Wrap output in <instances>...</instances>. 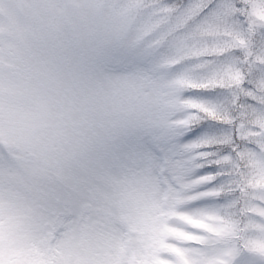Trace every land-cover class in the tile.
<instances>
[{"label": "rangeland", "instance_id": "rangeland-1", "mask_svg": "<svg viewBox=\"0 0 264 264\" xmlns=\"http://www.w3.org/2000/svg\"><path fill=\"white\" fill-rule=\"evenodd\" d=\"M139 3L0 0V156L19 165L13 170L0 165V264H229L227 250L208 256L197 251L206 236L221 242L234 237L235 221L228 210L223 215L185 210L200 198L186 193L209 178L187 182L179 191H162L148 178L113 179L100 191L88 216L55 224L49 218L43 188L63 180L101 103L79 71L76 54L119 32L124 17ZM256 19L264 23V10ZM218 51L223 49H189L163 66ZM192 71L164 85L168 107L189 113L176 126H190L197 113L230 123L226 109L213 111L203 103L180 100L179 95L193 89L239 87V71L226 69L202 79ZM227 140H203L188 150ZM206 155L197 153L193 159ZM254 187L264 188V176ZM221 192L227 195L229 189L204 195ZM256 214L264 217L259 210ZM251 243L254 251L264 254V237Z\"/></svg>", "mask_w": 264, "mask_h": 264}, {"label": "snow or ice", "instance_id": "snow-or-ice-1", "mask_svg": "<svg viewBox=\"0 0 264 264\" xmlns=\"http://www.w3.org/2000/svg\"><path fill=\"white\" fill-rule=\"evenodd\" d=\"M261 10L264 0H141L119 32L77 52L78 69L101 103L63 180L43 188L54 224L88 216L113 179L148 178L162 191H179L187 182L209 178L186 193L200 198L185 210H228L235 235L226 242L206 236L197 251L208 256L227 250L229 264H264V254L251 243L264 237V217L256 214L264 213V188L254 187L264 176V23L256 19ZM193 48L223 51L163 66ZM196 66L201 67L192 71ZM226 69L239 71V87L193 89L179 99L226 109L231 122L197 113L190 126H176L189 113L168 107L166 82L190 71L202 79ZM222 138L227 142L188 150ZM197 153L207 155L193 159ZM0 165L19 168L7 156H0ZM224 188L227 195H204Z\"/></svg>", "mask_w": 264, "mask_h": 264}]
</instances>
